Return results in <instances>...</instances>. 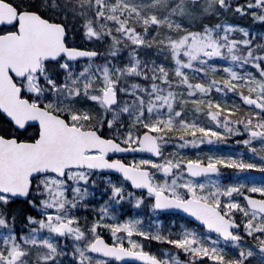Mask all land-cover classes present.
Listing matches in <instances>:
<instances>
[{"label":"snow or ice","instance_id":"6c2138e0","mask_svg":"<svg viewBox=\"0 0 264 264\" xmlns=\"http://www.w3.org/2000/svg\"><path fill=\"white\" fill-rule=\"evenodd\" d=\"M0 264H264V0H0Z\"/></svg>","mask_w":264,"mask_h":264},{"label":"trees","instance_id":"16d2710c","mask_svg":"<svg viewBox=\"0 0 264 264\" xmlns=\"http://www.w3.org/2000/svg\"><path fill=\"white\" fill-rule=\"evenodd\" d=\"M219 150L230 151V150H232V149L229 148L228 146H224V145H222V147H220Z\"/></svg>","mask_w":264,"mask_h":264}]
</instances>
